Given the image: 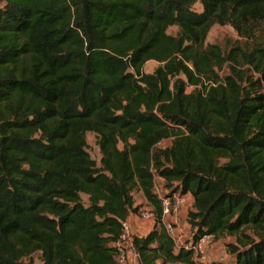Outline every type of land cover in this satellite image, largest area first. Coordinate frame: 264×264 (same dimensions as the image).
I'll list each match as a JSON object with an SVG mask.
<instances>
[{"label": "trees", "instance_id": "obj_1", "mask_svg": "<svg viewBox=\"0 0 264 264\" xmlns=\"http://www.w3.org/2000/svg\"><path fill=\"white\" fill-rule=\"evenodd\" d=\"M215 25L239 40L207 44ZM158 178L192 197L188 243H223L207 264H264V0H0V264H117L136 190L138 264H201Z\"/></svg>", "mask_w": 264, "mask_h": 264}, {"label": "built area", "instance_id": "obj_2", "mask_svg": "<svg viewBox=\"0 0 264 264\" xmlns=\"http://www.w3.org/2000/svg\"><path fill=\"white\" fill-rule=\"evenodd\" d=\"M161 187V188H160ZM155 190L162 202V210H163V223L164 227L168 233V235L173 239L175 246L177 248L185 247L186 249H194L196 257L201 264H206L202 260L205 258L203 252V245L209 241L214 240L213 236H205L201 239V241L192 246L191 243H182L181 235L178 230V221L177 217L182 212L183 205L187 203V195L174 194L165 196L161 195V191L165 192L164 187L157 184ZM139 217L145 221L153 220L154 213L151 207L141 210L139 213ZM122 234L119 239L114 243L116 261L117 264H138V254L135 252L133 248L134 241V228L128 221L122 222ZM191 237V233H190Z\"/></svg>", "mask_w": 264, "mask_h": 264}, {"label": "rangeland", "instance_id": "obj_3", "mask_svg": "<svg viewBox=\"0 0 264 264\" xmlns=\"http://www.w3.org/2000/svg\"><path fill=\"white\" fill-rule=\"evenodd\" d=\"M193 9L196 12L202 11V7L199 4L195 5L193 7ZM178 31H179V29L177 27H171L168 30V33L171 35H177ZM238 40H239V37H238L237 33L230 26L215 25L211 29L206 43L207 44H218L222 48L226 49ZM158 66H159V64L157 62H154V61L148 62L144 67V71H145V73H153ZM86 140H87V144H88V152L90 153L92 159H94L98 163V165H100L101 153H100V149L98 146V136L94 133H88V134H86ZM170 144H171L170 141H166L161 145V147H167ZM120 147H122V145H120ZM164 194H165V192L161 191V195H164ZM82 198H83L84 202L86 204H88V197L83 195ZM134 198L136 200L137 205H140V207H141L140 210H145V209L150 207L148 202L143 197V195L140 191L136 190L134 192ZM187 200H188V197H187ZM187 203L183 205V207H185L186 210L188 208ZM139 220H140L139 222H141L142 224H143V222H145V220H143L142 218H139ZM186 221L184 220L182 225H180L181 232L178 228L180 235L182 237L181 238L182 243L185 242L186 237H187V235H186L187 234ZM148 223H149V225L147 223H144L143 228H145V230H143V229L139 230L140 231L139 233H141L142 231H146L147 227L150 226L151 223H154V221L149 220ZM224 250L225 249L222 247V245H217L215 252L217 253V255L225 254ZM213 255H214V250L211 251L210 253H208V256H210V258L213 257ZM32 260H33L34 264H43L40 253L34 254L32 256ZM136 264H137V261H136Z\"/></svg>", "mask_w": 264, "mask_h": 264}, {"label": "crops", "instance_id": "obj_4", "mask_svg": "<svg viewBox=\"0 0 264 264\" xmlns=\"http://www.w3.org/2000/svg\"><path fill=\"white\" fill-rule=\"evenodd\" d=\"M157 183L159 185H163L162 184V180L160 178L157 179ZM188 196V200H187V210L185 207L182 208V212L180 213V215L177 217V221H178V228L181 232V227L180 225H182V223L184 222V220L186 221L187 220V214H188V209L189 207L192 205L193 203V200H192V197L190 195H187ZM137 204V203H136ZM139 215L135 214V215H132L128 222L132 225V227L134 228V232L135 234L137 235H140V236H143V235H146L147 233H149L152 229H153V226H154V223H151V227L148 226L146 231H142L141 233H139L140 231L139 230H145V228H143L144 226V223H148V221H145L143 222V224L141 222H139ZM180 223V224H179ZM186 230H187V237H186V240L184 243H188V241L190 240V226L189 224L187 223L186 221ZM184 238V237H183ZM217 245H222V247L224 248V245L222 242L220 241H216V240H209L207 241L204 245H203V252H204V255H205V259L202 260L203 262H205L206 264L207 263H210L212 261H220V260H224L227 258V254H226V251L224 250L225 254H220V255H217V253L215 252V249L217 247ZM225 249V248H224ZM214 250V255L213 257L210 258V256H208V253H210L211 251Z\"/></svg>", "mask_w": 264, "mask_h": 264}]
</instances>
